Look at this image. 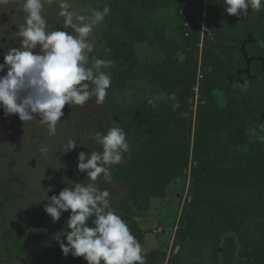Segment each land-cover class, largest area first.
I'll return each mask as SVG.
<instances>
[{
  "label": "trees",
  "instance_id": "16d2710c",
  "mask_svg": "<svg viewBox=\"0 0 264 264\" xmlns=\"http://www.w3.org/2000/svg\"><path fill=\"white\" fill-rule=\"evenodd\" d=\"M112 3L114 21L129 39L162 53L146 68L159 96L112 112L129 141L123 161L111 169L131 201L121 218L142 245L145 232L134 209L164 197L174 180L188 179L190 200L176 237L208 242L215 264H264V8L236 17L224 11L223 0H208L213 25L206 30L186 0ZM129 53L124 49L129 69L115 85L121 89L135 76ZM68 217L64 212L39 230L49 264H87L64 256L54 239Z\"/></svg>",
  "mask_w": 264,
  "mask_h": 264
},
{
  "label": "rangeland",
  "instance_id": "374dc122",
  "mask_svg": "<svg viewBox=\"0 0 264 264\" xmlns=\"http://www.w3.org/2000/svg\"><path fill=\"white\" fill-rule=\"evenodd\" d=\"M186 1L207 30L208 0ZM112 2L68 0L71 10L81 15L90 16L92 10L102 11L104 6L111 10L102 23L94 26L89 37L94 51L88 56V66L95 59L111 61L110 67L102 69L112 80L102 104H97L95 97L83 106L66 104L55 135H49L47 126L39 117L23 122L16 114L6 116L0 108V264H49V250L41 243L39 235L41 227L52 222L44 211L47 196L58 195L63 188L76 183L87 185L90 182L86 173L77 170L78 155L80 152L102 151L94 136L97 132L106 134L114 126L112 112L149 103L159 96L148 81L146 68L160 59L162 53L148 42L129 39L114 21L116 11ZM59 11V0H45L43 15L50 31L65 30ZM256 12L251 8L248 10L249 14ZM25 17L22 0L0 2V63L4 62L3 54L11 47H19L18 33ZM212 23L211 20L210 28ZM216 44L221 48L224 42ZM124 49L130 52L128 56L135 76L127 88L121 89L115 86L120 71L129 69ZM34 52L39 53V49ZM177 56L181 58L179 54ZM70 140H74L77 147L67 151ZM42 146L47 147V155L41 152ZM96 184L101 190L110 192L112 209L118 215L126 214L128 210L125 208L131 201H128L125 187L104 178L98 179ZM188 189V179H176L168 185L164 197L150 199L146 209H134L133 218L145 232L142 247L146 264H215L208 242L195 238L181 241L176 237L181 210L190 197Z\"/></svg>",
  "mask_w": 264,
  "mask_h": 264
},
{
  "label": "clouds",
  "instance_id": "9594fccd",
  "mask_svg": "<svg viewBox=\"0 0 264 264\" xmlns=\"http://www.w3.org/2000/svg\"><path fill=\"white\" fill-rule=\"evenodd\" d=\"M44 3L22 0L26 17L18 33L19 47H11L0 63V73L7 69L0 75V108L6 116L16 114L23 122L39 117L49 135H55L66 104L83 106L92 97L102 104L108 95L112 80L102 69L110 67L111 61L95 59L88 66V56L94 51L89 39L94 26L111 10L104 6L102 11L92 10L86 16L72 11L68 0H59L65 30L50 31L43 15ZM223 5L227 14L242 17L249 8L261 11L264 0H223ZM36 49L39 53L34 52ZM94 140L102 151L80 152L77 163V170L86 173L90 182L76 183L58 195L47 196L44 211L53 223L69 212L67 228L57 232L54 239L64 256L83 257L87 264H146L140 241L112 209L110 192L96 184L98 179L110 180L112 166L123 161V154L129 150L127 133L113 126L106 134L97 132ZM75 147L77 143L70 140L67 151ZM47 151L46 146L41 147L43 154Z\"/></svg>",
  "mask_w": 264,
  "mask_h": 264
},
{
  "label": "built area",
  "instance_id": "2783aa9c",
  "mask_svg": "<svg viewBox=\"0 0 264 264\" xmlns=\"http://www.w3.org/2000/svg\"><path fill=\"white\" fill-rule=\"evenodd\" d=\"M201 25H202V29H204V23L201 22ZM201 77H202V74H201L200 71H199V73H198V75H197V84H196V86H195V91H196V93H197V90H198L199 81H200V78H201Z\"/></svg>",
  "mask_w": 264,
  "mask_h": 264
},
{
  "label": "water",
  "instance_id": "95a60500",
  "mask_svg": "<svg viewBox=\"0 0 264 264\" xmlns=\"http://www.w3.org/2000/svg\"><path fill=\"white\" fill-rule=\"evenodd\" d=\"M210 26H211V20H208V22H207V29H210ZM189 200H190V197H189Z\"/></svg>",
  "mask_w": 264,
  "mask_h": 264
}]
</instances>
